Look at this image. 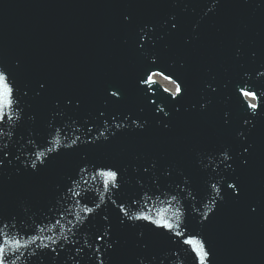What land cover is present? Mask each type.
<instances>
[{"label": "water", "instance_id": "obj_1", "mask_svg": "<svg viewBox=\"0 0 264 264\" xmlns=\"http://www.w3.org/2000/svg\"><path fill=\"white\" fill-rule=\"evenodd\" d=\"M0 73L6 264H264V0H0Z\"/></svg>", "mask_w": 264, "mask_h": 264}, {"label": "snow or ice", "instance_id": "obj_2", "mask_svg": "<svg viewBox=\"0 0 264 264\" xmlns=\"http://www.w3.org/2000/svg\"><path fill=\"white\" fill-rule=\"evenodd\" d=\"M129 16L126 14L123 17L124 21H129ZM176 24L175 22L172 23L171 27L172 28H176ZM149 83H151L152 81L149 80ZM41 87H43V85H41ZM243 91V95L245 96H250L253 99H256V93L254 91H248V90H242ZM176 94H181L182 93V89L180 87L179 84H177L176 89H175ZM113 95H118V93H113ZM12 103L11 100V88L9 87L8 83L6 82V77L3 73H0V114L3 113V109L9 107ZM249 107H251L255 113V110L257 109V105L256 104H251L249 105ZM250 123L249 120H245V124ZM251 147V145H249L248 147L243 149L244 153H248L249 148ZM244 165H247V160L244 159L243 161ZM33 167H35V164H33ZM107 175L109 177L110 180H115L117 173L114 171H108ZM237 184H239V181H236L234 183L229 184V187L234 189V196L239 197L240 195H242V193H238L237 191ZM253 211H255V209L253 208ZM138 219H148V217L146 216H142V217H137ZM154 223L157 224L158 227H163V228H167V229H171L173 226L167 222L161 223L160 221H153ZM184 243L189 244V245H193L194 246V250L196 251L199 259H200V264H205V258L208 256V253L205 251L204 246L197 240H193V239H186L184 241ZM46 247V246H45ZM4 254H5V249L4 247L0 246V264H6L5 258H4ZM101 264H103V261H101Z\"/></svg>", "mask_w": 264, "mask_h": 264}]
</instances>
